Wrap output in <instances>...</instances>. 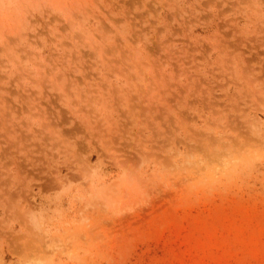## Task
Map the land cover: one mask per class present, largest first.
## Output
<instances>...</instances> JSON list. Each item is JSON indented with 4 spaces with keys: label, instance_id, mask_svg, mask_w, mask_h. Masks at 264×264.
Wrapping results in <instances>:
<instances>
[{
    "label": "rangeland",
    "instance_id": "obj_1",
    "mask_svg": "<svg viewBox=\"0 0 264 264\" xmlns=\"http://www.w3.org/2000/svg\"><path fill=\"white\" fill-rule=\"evenodd\" d=\"M0 264H264V0H0Z\"/></svg>",
    "mask_w": 264,
    "mask_h": 264
}]
</instances>
